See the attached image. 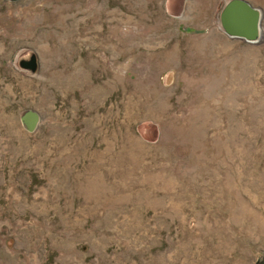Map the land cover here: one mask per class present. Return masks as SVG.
Masks as SVG:
<instances>
[{
	"label": "rangeland",
	"instance_id": "1",
	"mask_svg": "<svg viewBox=\"0 0 264 264\" xmlns=\"http://www.w3.org/2000/svg\"><path fill=\"white\" fill-rule=\"evenodd\" d=\"M228 1L0 0V264L264 259V0L255 44Z\"/></svg>",
	"mask_w": 264,
	"mask_h": 264
},
{
	"label": "water",
	"instance_id": "2",
	"mask_svg": "<svg viewBox=\"0 0 264 264\" xmlns=\"http://www.w3.org/2000/svg\"><path fill=\"white\" fill-rule=\"evenodd\" d=\"M17 2L19 0H6ZM262 14L245 0H229L221 10L220 25L224 34L230 38L243 40L247 43H258L261 38ZM20 67L35 73L38 69L34 55L29 60L20 62ZM256 264H264V259Z\"/></svg>",
	"mask_w": 264,
	"mask_h": 264
},
{
	"label": "bare ground",
	"instance_id": "3",
	"mask_svg": "<svg viewBox=\"0 0 264 264\" xmlns=\"http://www.w3.org/2000/svg\"><path fill=\"white\" fill-rule=\"evenodd\" d=\"M97 181H98L97 179H93V180L87 181L86 182V186L92 185L95 189L99 190L98 186H101V185ZM85 192L92 193L90 190H85Z\"/></svg>",
	"mask_w": 264,
	"mask_h": 264
}]
</instances>
